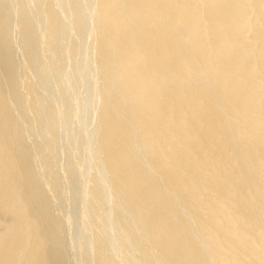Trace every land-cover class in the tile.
Listing matches in <instances>:
<instances>
[{"label": "bare ground", "instance_id": "obj_1", "mask_svg": "<svg viewBox=\"0 0 264 264\" xmlns=\"http://www.w3.org/2000/svg\"><path fill=\"white\" fill-rule=\"evenodd\" d=\"M0 264H264V0H0Z\"/></svg>", "mask_w": 264, "mask_h": 264}]
</instances>
